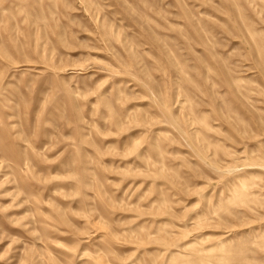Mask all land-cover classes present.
<instances>
[{
  "label": "rangeland",
  "instance_id": "rangeland-1",
  "mask_svg": "<svg viewBox=\"0 0 264 264\" xmlns=\"http://www.w3.org/2000/svg\"><path fill=\"white\" fill-rule=\"evenodd\" d=\"M0 264H264V0H0Z\"/></svg>",
  "mask_w": 264,
  "mask_h": 264
}]
</instances>
